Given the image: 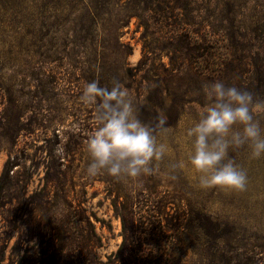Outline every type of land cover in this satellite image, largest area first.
<instances>
[{
    "label": "rangeland",
    "instance_id": "374dc122",
    "mask_svg": "<svg viewBox=\"0 0 264 264\" xmlns=\"http://www.w3.org/2000/svg\"><path fill=\"white\" fill-rule=\"evenodd\" d=\"M94 80L109 89L119 81L143 123L166 117L159 166L174 180L87 173L84 142L97 122L80 96ZM216 81L264 101V0H0V176L14 165L0 264H120L114 202L146 186L169 197L174 230L185 233L168 239L174 264H264V155L229 148L247 172L244 191L201 188L188 159L187 129L208 103L204 85ZM256 119L264 135V112ZM201 212L232 230L225 262L199 232ZM134 244L155 255L160 242Z\"/></svg>",
    "mask_w": 264,
    "mask_h": 264
},
{
    "label": "clouds",
    "instance_id": "9594fccd",
    "mask_svg": "<svg viewBox=\"0 0 264 264\" xmlns=\"http://www.w3.org/2000/svg\"><path fill=\"white\" fill-rule=\"evenodd\" d=\"M208 103L186 135L192 138L189 162L199 177L201 188L221 187L246 190L247 172L228 158L229 148L247 146L251 158L264 155V135L256 115L264 112V101L253 93L226 86L221 81L204 85ZM86 106L95 107L97 127L84 142L91 158L87 173L106 171L114 178L136 179L161 174L159 162L168 152L166 117H157L155 126L143 123L128 90L114 80L112 87L99 81L87 83L80 96ZM183 162L171 168H183ZM167 179L175 176L161 174Z\"/></svg>",
    "mask_w": 264,
    "mask_h": 264
},
{
    "label": "trees",
    "instance_id": "16d2710c",
    "mask_svg": "<svg viewBox=\"0 0 264 264\" xmlns=\"http://www.w3.org/2000/svg\"><path fill=\"white\" fill-rule=\"evenodd\" d=\"M13 167L14 165L9 167L6 164L0 176V209L4 194L12 181L10 172ZM141 190V194L137 197H132L131 192L127 191L124 196L126 201L122 204L114 202L123 227V242L116 254V256L119 255L117 261L120 264H174L173 249L171 245H168V239L181 241V237L185 233L180 234L174 230L172 218L174 220L177 218L170 216L166 211L170 199L168 201L169 197L166 194H161L153 186H146ZM163 219L166 221L164 226L162 225ZM190 220L192 219H188V221ZM198 220L199 232L203 238H207V246L214 251L215 257L225 262L223 254L229 251L226 250L227 245L223 244L228 241L230 233H232L229 225L204 212L198 214ZM188 221L187 225H190ZM143 240L160 242V245L156 247L155 255L152 250L148 251L142 245L134 244Z\"/></svg>",
    "mask_w": 264,
    "mask_h": 264
}]
</instances>
